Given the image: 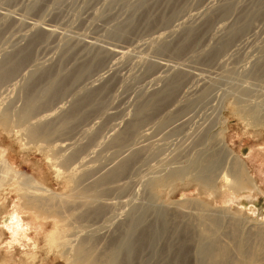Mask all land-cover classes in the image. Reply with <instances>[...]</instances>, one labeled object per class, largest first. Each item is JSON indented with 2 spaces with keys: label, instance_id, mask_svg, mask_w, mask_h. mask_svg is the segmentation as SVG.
Segmentation results:
<instances>
[{
  "label": "rangeland",
  "instance_id": "1",
  "mask_svg": "<svg viewBox=\"0 0 264 264\" xmlns=\"http://www.w3.org/2000/svg\"><path fill=\"white\" fill-rule=\"evenodd\" d=\"M119 1L0 0V67L9 57L14 63L24 56L28 60L0 85V264H79L90 245L78 248L76 243L89 232H106L117 215L126 220L132 207L147 209L146 229L162 228L160 211L168 222L155 243L136 248L132 264H201L193 249L188 254L186 248L208 236V223L201 222L207 209L221 219L212 236L231 237L223 239L230 249L228 264H264V242L245 225H264V0ZM256 6L257 14H252ZM246 18L249 27L243 25ZM42 27L51 32L45 36ZM116 27L122 37L112 39ZM78 70L86 72L78 78ZM174 80L173 93L163 95ZM52 85H59L61 93L44 105ZM204 88L211 94L206 93V103L200 97ZM29 90L36 94L25 104ZM154 95L156 108L141 112L139 105ZM188 104L191 109L182 110ZM43 124L48 129L32 136V129ZM212 125L213 134L191 151V158L189 151L185 159L175 156L198 127ZM132 151L124 188L106 197L116 207L97 224L76 223L80 213L97 205L79 206L81 178L110 167L114 155ZM197 154L217 157L219 176L212 182L198 179L191 170L170 175L188 167ZM174 162H179L176 167ZM23 177L48 190L39 194L52 201L46 210L29 208L32 195ZM185 200V208H175ZM229 218L236 229H228ZM166 232L173 243L185 244L183 238H189L188 244L180 241V248L176 243L171 248L179 258L168 254ZM215 262L223 263L207 259L202 264Z\"/></svg>",
  "mask_w": 264,
  "mask_h": 264
},
{
  "label": "bare ground",
  "instance_id": "2",
  "mask_svg": "<svg viewBox=\"0 0 264 264\" xmlns=\"http://www.w3.org/2000/svg\"><path fill=\"white\" fill-rule=\"evenodd\" d=\"M119 1V0H118ZM121 1V0H120ZM119 1V2H120ZM125 1V0H124ZM113 2V1H112ZM114 3V2H113ZM229 6V5H228ZM259 6V5H258ZM257 7V6H256ZM228 8H231L230 6L228 7ZM223 9V8H222ZM232 9V8H231ZM231 9H229V10H231ZM256 9V8H255ZM224 10V9H223ZM223 10H221V11H223ZM257 10H258V7H257V9L255 10V11H253V13L252 14H254V13H256L257 14ZM228 11V9H226L225 8V10L223 11V12H227ZM252 11V10H251ZM222 12V13H223ZM250 15V14H249ZM253 16V15H252ZM252 16H250V17H252ZM255 16V15H254ZM14 17V16H13ZM250 17H248V18H250ZM201 19H203V17H200ZM200 18H198L197 20H201ZM248 18H246V21H245V23L243 24L244 26H247V27H249L248 25H249V22L253 19V18H250L251 20H249L248 21ZM229 20V19H228ZM196 21V20H195ZM201 22V21H200ZM231 25V24H230ZM244 26L243 27H241V28H244ZM43 28V32L46 34L45 36H47L48 35V33L49 32H51V30L50 29H48V27H46V28H44V27H42ZM246 28V27H245ZM123 29V28H122ZM247 29V28H246ZM238 30V29H237ZM242 30V29H241ZM234 31L231 29L230 31H229V35H231L232 33H233ZM122 32H121V29H119V27H116L113 31H112V34H111V38L113 39L114 38V36H117V37H122V34H121ZM238 33V32H237ZM241 33V32H240ZM123 34H124V32H123ZM33 36V35H32ZM232 37V36H231ZM230 37V38H231ZM34 38V37H33ZM36 38H38V37H36ZM32 40V39H31ZM34 40V39H33ZM30 42V41H29ZM75 42V41H74ZM221 42V41H220ZM85 43V42H84ZM28 44V43H27ZM87 44V43H86ZM90 44V43H89ZM88 44V45H89ZM223 44V43H222ZM225 46H226V44H224ZM224 45H223V47H224ZM220 46H222V45H220ZM32 47V46H31ZM22 48V47H21ZM102 48V47H101ZM100 48V49H101ZM25 49V48H24ZM28 49V48H27ZM99 49V50H100ZM163 49V48H162ZM161 49V50H162ZM218 49H221L220 47L218 48ZM225 49V48H224ZM8 50V49H7ZM97 50V49H96ZM110 50V49H109ZM128 50V49H127ZM223 50V49H222ZM28 51V50H27ZM98 51V50H97ZM102 51H103V49H102ZM113 51H115V50H113ZM117 51V50H116ZM120 51V50H119ZM160 51V50H159ZM219 51H221V50H218V52ZM19 52H21V50L19 51ZM24 52V51H23ZM21 53V54H23V56L25 55L24 53ZM107 52V51H106ZM222 52V51H221ZM1 53V52H0ZM11 53V52H10ZM99 53H101V52H99ZM123 52H118L117 51V53L115 52V54H122ZM157 53H158V50H157ZM160 53V52H159ZM18 54H20V53H18ZM17 54V55H18ZM129 54V53H128ZM5 55V54H4ZM9 55V54H8ZM10 56V55H9ZM20 56V55H19ZM6 57H7V55H6ZM18 57V56H17ZM21 57V56H20ZM120 57V56H119ZM116 58V57H115ZM3 59V58H2ZM8 60H7V63H5V65H4V63L2 62L1 64H3L4 66H1L0 67V85H1V83L2 82H4L5 80L6 81H8L7 79H9V78H11L12 76H13V74H15V72L17 71V68L18 67H20L21 66V64L25 61V59H26V62L28 61L27 60V58H26V56H24V57H21L19 60H18V62H16L15 61V63H14V61H12V57L10 58H7ZM15 59H17L16 57H15ZM14 59V60H15ZM6 60H4V62H5ZM122 61V60H121ZM1 62V61H0ZM11 62H13L14 64H12ZM30 62V61H29ZM94 63V62H93ZM24 64H25V62H24ZM26 65V64H25ZM30 65V64H29ZM90 65V64H89ZM158 65H159V63H158ZM161 65V64H160ZM166 65V64H165ZM157 66V65H156ZM162 66V65H161ZM164 67H166V66H163V68ZM22 68V67H21ZM158 68L160 69V67L158 66ZM170 68H173V67H170ZM19 69V68H18ZM85 69V68H84ZM22 70V69H21ZM165 71H166V69H164ZM170 70V69H169ZM79 71V70H78ZM183 71V70H182ZM34 72V71H33ZM86 72V70H82V71H79L77 74H76V77H80L82 74H84ZM104 72H106V71H104ZM114 72V71H113ZM119 72V71H118ZM101 74H102V71H101ZM19 75V74H18ZM31 76H33V75H31ZM107 76V75H106ZM27 77V76H26ZM20 78V77H19ZM41 78V77H40ZM199 78H201V80L200 81H202V77H199ZM35 79V78H34ZM77 79V78H76ZM75 79V80H76ZM106 79V78H105ZM27 80V79H26ZM108 80V79H107ZM203 80H205V79H203ZM33 81V80H32ZM197 81H199V80H197ZM36 82V81H35ZM41 82V81H40ZM103 82V81H102ZM177 82V80L175 81H173V82H169V84L168 85H166L167 87L165 88V89H163L164 91H163V95L167 92L168 93V91H170V93L172 92V88H174L175 87V85L177 84L176 83ZM6 83V82H5ZM24 83V82H23ZM199 83H202V82H199ZM8 84V83H7ZM27 84V83H26ZM38 84V83H37ZM55 84V83H54ZM57 84V83H56ZM166 84V83H165ZM203 84V83H202ZM30 85V84H29ZM198 85V84H197ZM207 85H208V83H207ZM19 86V85H18ZM18 86H16V88L18 87ZM24 86V85H23ZM28 86V85H27ZM56 87L55 88H53L54 87V85H52L51 86V88H50V90H51V92H50V96H48L47 98H45L44 99V101L42 102L44 105H47L50 101H52L54 98H56L57 96H59L58 94H60L61 92H60V90L57 88V86H59V85H55ZM204 86V85H203ZM209 86V85H208ZM20 87V86H19ZM24 87H26V86H24ZM31 86H29V88H30ZM33 87V86H32ZM39 87V86H38ZM87 87V86H86ZM94 87V86H93ZM199 87V86H198ZM201 87V86H200ZM202 88V87H201ZM200 88V89H201ZM14 89V88H13ZM35 89V88H34ZM199 89V90H200ZM203 89V88H202ZM205 89V88H204ZM25 90V89H24ZM23 90V91H24ZM30 90H31V88H30ZM29 90V93L28 92H26V94H25V96H27L26 97V99H22V100H24L25 102V104H26V102H31V98H32V94H36L35 92L36 91H34V93H32L33 92V90L32 91H30ZM175 90V89H174ZM191 90H192V88H191ZM206 90V89H205ZM12 91V90H11ZM26 91V90H25ZM28 91V90H27ZM160 91H162V89L160 90ZM159 91V92H160ZM193 91L195 92V88L193 89ZM197 91V90H196ZM203 91V90H202ZM201 91V92H202ZM18 92V91H17ZM21 92H22V90H21ZM158 92V91H157ZM197 92H199V91H197ZM200 92V93H201ZM24 93V92H23ZM28 93V94H27ZM138 93V92H137ZM169 93V94H170ZM173 93V92H172ZM208 94V91L206 90V92L205 91H203L202 92V94L200 95V97L202 96L203 98H204V102L206 103V101H205V98L207 97V94ZM15 94H16V92H15ZM160 94H162V93H160ZM168 94V95H169ZM11 95V94H10ZM190 95V94H189ZM208 95H211V94H208ZM24 95H22V97H23ZM158 96V94L156 95V97ZM36 97V96H35ZM62 97V96H61ZM155 95L154 96H152V97H150L151 99H148L145 103H141L140 105H139V108L141 109V112H143V111H145V110H148L149 108H153V107H155L156 108V106H155ZM172 97V96H171ZM193 97H194V95H193ZM209 97V96H208ZM25 98V97H24ZM153 98V99H152ZM167 98V97H166ZM19 99V98H18ZM124 99V98H123ZM162 100H163V97L161 98ZM176 99V98H175ZM202 99V98H201ZM209 99H210V97H209ZM33 100V99H32ZM167 100V99H166ZM198 100H199V98H198ZM207 101H208V98H207ZM164 102V101H163ZM196 102V101H195ZM204 102H202V103H204ZM160 103V102H159ZM167 103V102H166ZM199 104V103H201V102H196V104ZM40 104V103H39ZM193 104H195L194 102H193ZM198 104H197V106H198ZM190 105H192V104H190ZM189 104L188 105H186L182 110H187L189 107H190V109H191V106H190ZM201 105V104H200ZM205 106V105H204ZM76 107V106H75ZM195 107V106H194ZM203 107V106H202ZM195 108H197V107H195ZM199 108V107H198ZM76 111V110H75ZM139 111V110H138ZM137 111V112H138ZM84 112V111H83ZM141 112H138L137 114H139V113H141ZM181 112V111H180ZM185 112L183 111V113L182 114H184ZM180 113L178 112V115H179ZM26 115H30V113L28 112H26ZM73 115V114H72ZM178 115H176V116H178ZM187 115V114H186ZM180 116H184V115H179V117ZM29 117V116H28ZM64 121V120H63ZM65 122V121H64ZM80 122V121H79ZM84 122V121H83ZM140 123V120L139 121H137L136 123ZM47 123V122H46ZM51 123V122H50ZM128 123H129V121H128ZM127 123V124H128ZM179 123V122H178ZM126 124V123H125ZM127 124H126V126H127ZM187 124V123H186ZM44 125V124H43ZM49 125V124H48ZM48 125H44V126H39L38 128H36V129H32V131L33 132H31V134H32V136H37V135H40L42 132H44V131H46L48 128ZM162 125H165V123H163V124H161V127L163 128L164 126H162ZM52 126V125H51ZM125 126V127H126ZM158 126H160V125H158ZM123 128V127H122ZM204 127H202L201 128V126H200V128L198 127V129L196 130V129H194V130H196L195 131V134H193V137H190V141L188 142V145H185L186 146V148L185 147H183V148H185V150L184 149H180V150H178V155H175V156H181V157H183L184 159H185V156L187 157V155L193 150V152H194V150L196 149L197 150V148H195V147H197V146H201V145H203L204 143H205V139L207 138V135L210 133V134H213V132H214V130H215V128L213 127V125H212V127L211 126H207V127H205V129H203ZM126 129H128V128H126ZM165 129V128H164ZM167 129V128H166ZM202 129V130H201ZM128 131H129V129H128ZM135 132V131H134ZM133 132V133H134ZM120 133V132H119ZM161 133V132H160ZM125 134H127V133H125ZM131 134V133H130ZM122 135V134H121ZM130 136V135H129ZM132 136V135H131ZM119 137V136H118ZM125 137V136H124ZM121 138V137H120ZM34 139V138H33ZM125 139H126V137H125ZM128 139V138H127ZM132 139V138H131ZM131 139H129V140H131ZM118 140H119V138H118ZM121 140V139H120ZM123 140V139H122ZM207 140V139H206ZM117 142V141H116ZM118 142H120V141H118ZM124 142V141H123ZM129 141H127L126 143H128ZM125 143V142H124ZM123 143V144H124ZM119 144V143H118ZM217 144V143H216ZM218 145V144H217ZM114 146V145H113ZM116 146H118L117 144H116ZM119 147V146H118ZM122 147V146H121ZM137 147H140V146H137ZM180 147V146H179ZM178 147V148H179ZM213 147V146H212ZM215 147V146H214ZM142 148V147H141ZM195 148V149H194ZM223 146L220 148V150H222L223 151ZM138 148H136V150H137ZM209 149V148H208ZM134 150V149H133ZM135 150V153L137 152ZM188 151H189V153H188ZM208 151V150H207ZM218 151V150H217ZM129 152V151H128ZM193 152H191V155H190V158H191V156H192V153ZM216 152V151H215ZM214 152V153H215ZM125 154H127L126 152H125ZM132 154H133V151H132V153H129L128 155H123V156H121V157H119V155L118 154H116V155H114V158H113V161H112V163H111V165H109L110 167H108V165L107 166H105L104 165V167H102V168H98V170L97 169H95V171H89L91 174H88V173H86V175L87 176H83V178H81V180H80V177H79V180L81 181L79 184H78V186H80V187H82V190H80L81 192H79V196L77 197L78 198V201H81V204H79V202L78 201H76V202H78V204H79V206H84L85 204H88V203H91V202H94L93 204H97L96 206H92L91 208H89V209H85L83 212H82V214L80 213V216H78L75 220V222L76 223H78V222H80V223H82V222H86L87 223V221L88 220H92L91 221V224H97V223H99V222H101V220H102V218L101 217H104V216H108V213L109 212H111L113 209H114V207H116L115 205V203H113V202H110L109 200H107L106 201V197L107 196H109V195H112V194H114V190L116 189V190H119L118 188H122L123 187V180H124V178L126 177H124V175H126V173L130 170L129 169V167H132L131 166V161H132V159H131V157H132ZM135 155H138V154H135ZM215 155V154H214ZM137 157V156H136ZM136 157H135V161H137L136 160ZM133 158V157H132ZM173 158V157H172ZM171 158V159H172ZM176 158V157H175ZM217 157H215V156H205V155H203V154H197L194 158H192V160H191V162H190V164H189V166L188 167H186V168H181V169H174L173 171H171L170 172V175H174V174H182V173H184V172H186V171H188V170H191V171H196V177L199 179H201L202 181H204V182H212L213 180H214V178H215V176L217 175V176H219L218 174H219V163H218V160L216 159ZM177 159H178V157H177ZM71 161V160H70ZM110 161V160H109ZM134 161V162H135ZM171 161V160H170ZM1 163V162H0ZM2 163H3V165H4V168L6 169V170H11V167L7 164V162L5 161V160H3L2 161ZM177 163H179V162H174V164L173 163H171V166H175V164H177ZM135 164V163H134ZM173 164V165H172ZM242 164V163H241ZM167 165H169V163L167 164ZM2 166V165H1ZM170 166V165H169ZM176 167V166H175ZM177 167H181V166H177ZM132 169V168H131ZM233 171V170H232ZM234 172V171H233ZM10 173V172H9ZM12 173V172H11ZM218 173V174H217ZM236 173V172H235ZM239 173V172H238ZM13 174V173H12ZM11 174V175H12ZM130 174V173H129ZM128 175V174H127ZM14 176H17V175H14ZM21 177V176H20ZM177 177V176H176ZM19 178V177H18ZM17 178V179H18ZM24 178V177H23ZM27 178H24V180L22 179V181H23V186L24 187H27V188H29V193H31V195L32 196H30V195H26L25 197H29V198H27V200H28V202H27V204L29 205V208L30 209H32V210H35V211H40V210H46V208L52 203V201H50V197L49 198H42V197H40L39 196V194L41 193H44V194H48L49 192H48V190H46L45 188H43V187H41V186H39L36 182H34V181H31V180H26ZM30 179V178H29ZM233 179V178H232ZM239 179V178H238ZM126 180V179H125ZM234 181H236L235 179H234ZM238 182V181H237ZM127 183V182H126ZM232 183H233V181H232ZM236 183V182H235ZM234 183V185H235V188H236V186H237V184L239 183H237V184H235ZM134 184V183H133ZM205 184V183H204ZM22 185V184H21ZM136 185V184H135ZM209 185V184H208ZM124 188V187H123ZM234 188V187H233ZM27 191H28V189H27ZM77 191H78V189H77ZM71 197H73V196H71ZM128 197V196H127ZM76 198V199H77ZM74 199H75V196H74ZM109 199V198H108ZM125 199V198H124ZM128 199V198H127ZM111 200V199H110ZM74 201V200H73ZM112 201V200H111ZM187 202V200H185V201H183V202H180L179 204H176V207L175 208H177V206H179V207H181L182 206V208L181 209H183V208H185L183 205H185V203ZM72 203V205H73V203L74 202H71ZM120 203V202H119ZM124 203V202H123ZM143 203V202H142ZM75 204V203H74ZM78 204H76V205H78ZM122 204V203H121ZM121 204H119V205H121ZM138 205V204H137ZM141 205V204H140ZM71 207V206H70ZM75 207V206H74ZM73 207V208H74ZM78 207V206H77ZM28 208V209H29ZM73 208H71V209H73ZM76 208V207H75ZM173 208V207H172ZM172 208H171V210H172ZM186 208H188V207H186ZM70 209V210H71ZM167 209V208H166ZM165 209V210H166ZM207 209V208H206ZM131 211L129 212V215H128V217H127V219L126 220H123V216H121V215H117L116 216V219L114 220V222H112L110 225H112V226H107V228H108V230L105 232L104 230H102L101 232H98V230H97V232L96 233H94V232H89L85 237H83L82 239H81V241L80 242H77L76 244V247H80V246H82V243H89V245H90V247L89 248H86L87 250H84L83 252H82V257H81V260H80V263L79 264H132V256H134V253H135V250H136V248H138L139 247V250H140V247H143V248H145L146 246H150V244H151V242L152 243H155L156 242V240L158 239V238H160L161 236V233H162V230L164 231V230H166V227H165V229H163V225H165L166 224V222L167 221H164L165 220V211L163 212V211H160V212H158L159 214V217H160V223H161V225H162V228H161V226H159L160 228H156V229H153L154 227H152V226H150L148 229H146V227H144V225H145V215H146V212H147V209L144 207V208H139V209H137V208H134V207H132L131 209H130ZM187 211H188V209H186ZM185 210V211H186ZM208 211H206V210H204L205 212H206V216L205 217H203V218H201V222H203V225H207V223H208V236H206V238H204L202 241H201V243L202 244H193V246H191V244H192V242L190 241L189 243H190V245H189V247H190V249H189V247H187L186 248V252H188V254L190 253V252H192V251H190V250H192L193 249V251H194V253H195V255L197 256V259L199 260V262H204V260H207V259H210V260H214V261H218V260H221V262L220 263H224V264H228L229 262H228V259H229V245H227L226 243H223L225 240H227V239H231V237L230 236H226V235H221V237H217V238H214L212 235H214V233L213 232H215V231H217L218 230V228H216V227H219V221H221V219H220V214L218 213L217 214V212H214V211H212L211 209H207ZM108 212V213H107ZM181 212V211H180ZM155 213V212H154ZM168 214V213H167ZM181 215H183V213H180ZM185 214H187V212L185 213L184 212V217L186 216ZM205 214V213H204ZM227 214V213H226ZM225 214V215H226ZM177 215H179V214H177ZM192 215V214H191ZM223 215H224V213H223ZM223 215H221V216H223ZM227 216H229V215H227ZM227 216H225V217H227ZM232 216V215H231ZM231 216H230V218H231ZM167 217V216H166ZM171 217V216H170ZM177 217V216H176ZM182 217V216H181ZM224 217V218H225ZM125 218V217H124ZM172 218V217H171ZM175 218V217H174ZM228 219V221H226L227 222V227H228V229L229 230H231L230 229V227L231 228H235L234 226H235V222L234 223H232V221H233V219ZM180 219V218H179ZM185 219V218H184ZM190 219H191V216H190ZM189 219V220H190ZM195 219V218H194ZM154 220V219H153ZM153 220H151V221H153ZM232 220V221H231ZM149 221V220H148ZM170 221H171V219H170ZM169 221V222H170ZM174 221V220H173ZM177 221H178V219H177ZM182 220H180V222L178 223V224H180V223H182L181 222ZM15 222H18L17 220H15ZM185 222V221H184ZM186 222H187V220H186ZM191 222V221H190ZM196 222V221H195ZM89 223V222H88ZM153 223V222H152ZM159 223V224H160ZM168 223V222H167ZM175 223V222H174ZM256 223V222H255ZM170 224V223H169ZM168 224V225H169ZM177 224V225H178ZM183 224V223H182ZM232 224H234V225H232ZM90 225V224H89ZM102 225V224H101ZM106 225V224H105ZM152 225V224H151ZM167 225V226H168ZM176 225V224H175ZM245 225L247 226V232L248 233H250V235L251 236H254V237H256V239L258 238V239H260L261 241H263L264 242V225H260V224H258V225H252L251 223H245ZM16 226H18V225H16ZM93 226V225H92ZM233 226V227H232ZM170 227V226H169ZM187 227H188V225H187ZM222 227V226H221ZM105 229V228H104ZM160 229V230H159ZM168 229V228H167ZM193 229V228H192ZM236 229V228H235ZM149 230L152 232L153 231V233H152V235L150 236V239H151V241H149V239H148V235H150L149 233ZM234 229H232V231H233ZM172 231V230H171ZM236 230H234L233 232H235ZM149 232V233H148ZM165 232V231H164ZM170 231H168V233H169ZM176 232V231H175ZM189 232V231H188ZM192 232V231H191ZM218 232V231H217ZM237 232V231H236ZM235 232V233H236ZM167 233V232H166ZM167 233V235L169 236V238H168V242H166L168 245L166 246V249L168 250V254H170L171 253V255L172 256H176V254H175V252H171L172 250H171V248L175 245V243H173L171 240L173 239V235L171 236V233H170V235ZM216 233V232H215ZM222 233V232H221ZM228 233V232H227ZM85 234V233H84ZM148 234V235H147ZM163 234H165V233H163ZM176 234V233H175ZM184 234V233H183ZM186 234H188V233H186ZM211 234V235H210ZM220 234V233H219ZM232 234V233H231ZM237 234V233H236ZM179 235V234H178ZM228 235H229V233H228ZM233 235V234H232ZM185 236V235H184ZM187 236V235H186ZM191 236H193V233H192V235ZM77 237H78V235H77ZM189 237V236H188ZM194 237V236H193ZM193 237H191V238H193ZM223 237V238H222ZM234 237H235V235H234ZM190 238V239H191ZM197 238V237H196ZM195 238V239H196ZM211 238H214V239H211ZM163 239H164V237H163ZM175 239V238H174ZM184 239V241H186L185 242V244L187 243V240L189 241V238L187 239H185V238H183ZM223 239H224V241H223ZM234 239V238H233ZM250 239H251V237H250ZM191 240H193V239H191ZM162 241V240H161ZM160 241V242H161ZM177 241V240H176ZM181 240H179L178 241V243H176V246L177 247H179V242H180ZM231 241V240H230ZM229 241V242H230ZM182 242V241H181ZM180 242V243H181ZM232 242V241H231ZM71 243V242H70ZM194 243V242H193ZM197 243V242H196ZM72 244H74L75 245V243H72ZM81 244V245H80ZM185 244H183V242L181 243V245H185ZM188 244V243H187ZM80 245V246H79ZM146 245V246H145ZM156 245V244H155ZM154 245V246H155ZM71 246V245H70ZM145 246V247H144ZM87 247V246H86ZM184 247V246H183ZM183 247L181 246V248L183 249ZM142 248V249H143ZM163 248V247H162ZM169 248V249H168ZM180 248V247H179ZM155 249V248H154ZM178 249V248H177ZM237 249V248H236ZM149 250V249H148ZM147 250V251H148ZM164 250V249H163ZM167 250H165V251H167ZM178 250H181V249H178ZM238 250V249H237ZM236 250V251H237ZM142 251V250H141ZM146 251V252H147ZM153 251V250H152ZM184 251V250H183ZM137 253L139 252V251H136ZM144 252H145V250H144ZM164 252V251H163ZM177 252V254L180 252H178V251H176ZM140 253V252H139ZM156 253H157V251H156ZM155 253V254H156ZM161 253V252H160ZM159 253V254H160ZM166 253V252H165ZM183 253V252H182ZM193 253V252H192ZM244 253V252H243ZM167 254V255H168ZM186 254V253H185ZM147 255V254H146ZM145 255V256H146ZM165 255V254H164ZM167 255H166V258H168L167 257ZM179 255V254H178ZM182 255V254H181ZM180 255V256H181ZM240 255V254H239ZM140 256V255H139ZM143 256V255H142ZM159 256V255H158ZM169 256V255H168ZM171 256V257H172ZM185 256V255H184ZM188 256V255H187ZM193 256H194V254H193ZM165 257V256H164ZM176 257H178V256H176ZM175 257V258H176ZM192 257V256H191ZM140 258V257H139ZM138 258V259H139ZM147 258V257H146ZM159 258V257H158ZM179 258V257H178ZM177 258V259H178ZM185 258H189L190 259V257H185ZM184 258V259H185ZM196 258V257H195ZM136 259V258H135ZM177 259H176V261H177ZM241 259V258H240ZM140 260V259H139ZM138 260V261H139ZM143 260H145L144 258H143ZM166 260V259H165ZM164 260V261H165ZM173 260V259H172ZM136 261V260H135ZM167 261H169V259L167 260ZM175 261V260H174ZM187 261V260H186ZM209 261V260H208ZM226 261V262H225ZM147 262V261H146ZM166 262V261H165ZM183 262H185V261H183ZM135 263V262H134ZM141 264H142V262H140ZM143 263H144V261H143ZM154 263V262H153ZM177 263V262H176ZM179 263V262H178ZM182 263V262H181ZM180 263V264H181ZM194 263V262H193ZM201 263V264H202ZM222 263V264H223ZM74 264V263H73ZM144 264H146V263H144ZM162 264V263H161ZM167 264V263H166ZM213 264H219V263H213ZM255 264V263H254Z\"/></svg>",
  "mask_w": 264,
  "mask_h": 264
}]
</instances>
